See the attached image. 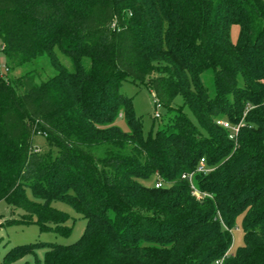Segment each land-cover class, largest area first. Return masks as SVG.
Wrapping results in <instances>:
<instances>
[{
	"label": "trees",
	"instance_id": "16d2710c",
	"mask_svg": "<svg viewBox=\"0 0 264 264\" xmlns=\"http://www.w3.org/2000/svg\"><path fill=\"white\" fill-rule=\"evenodd\" d=\"M0 45V202L42 232H72L53 202L87 220L77 242L16 246L0 264L37 251L36 264H264V0H0ZM44 56L54 76H9ZM124 81L172 120L145 136ZM221 121L241 125L236 139ZM202 159L197 199L182 177Z\"/></svg>",
	"mask_w": 264,
	"mask_h": 264
},
{
	"label": "rangeland",
	"instance_id": "374dc122",
	"mask_svg": "<svg viewBox=\"0 0 264 264\" xmlns=\"http://www.w3.org/2000/svg\"><path fill=\"white\" fill-rule=\"evenodd\" d=\"M239 26L233 25L231 30V37L233 42H237L239 36ZM55 53L60 63L67 69L72 70L71 61L64 57L61 51L56 48ZM86 67L90 66L89 59H84ZM37 70L41 75L40 80H45L48 77H52L56 74L55 69L52 67L49 58L44 56L34 63L27 64L19 67L9 73V76L13 79L19 78L29 71ZM0 74L8 75L6 69V58L1 51L0 45ZM202 80L210 92L214 91V78L212 73L203 74ZM120 92L133 100V106L135 114L142 120L143 131L145 136L150 133L153 135L162 127L172 120L176 111H168L162 106L156 105V99L154 94L145 86L130 81H124L120 87ZM173 107L179 109L181 107L183 112L196 124V119L192 112L184 106L182 97H177ZM156 113L161 115L160 118H156ZM117 125L124 131L129 132V126L126 118H119ZM35 146L40 150H47L48 145L44 137H35ZM27 196L34 200V196L31 191H27ZM42 202V201H41ZM52 208L58 209L62 212L68 213L71 217L70 221L66 224L72 227V232L69 236H62L52 231L42 232L36 223L23 224L18 221L22 220V216L25 215L20 209H13L6 202H0V261H3L8 252L13 248L20 245L35 244V243H50L70 245L77 242L86 229L87 220L79 215L72 207L62 202H53ZM35 221V219H34ZM241 219L238 220V227L232 232L233 234V246L229 254H233L237 248L244 245V234L241 227ZM44 251H37L36 255L30 254L16 261L14 264H36L37 260L41 262L44 260Z\"/></svg>",
	"mask_w": 264,
	"mask_h": 264
},
{
	"label": "built area",
	"instance_id": "2783aa9c",
	"mask_svg": "<svg viewBox=\"0 0 264 264\" xmlns=\"http://www.w3.org/2000/svg\"><path fill=\"white\" fill-rule=\"evenodd\" d=\"M155 117L160 118L161 115L159 113H156ZM219 124L230 131V138L231 139H236L241 125L240 126H233L231 123H229L227 121H221V122H219ZM212 170H213L212 168L207 166L205 159H202L200 161L197 169L194 172L186 173L183 175L182 178L189 182V184L191 186L192 194L197 199H203L207 195L202 193L201 191H199V189L196 187L195 182H194L195 175L196 174H207V173H210ZM162 186H163V183L161 181H158L156 183V188H161ZM218 263L222 264V261L218 262Z\"/></svg>",
	"mask_w": 264,
	"mask_h": 264
}]
</instances>
